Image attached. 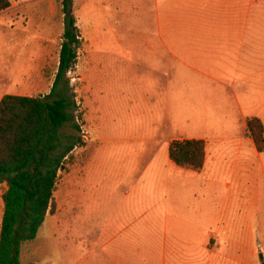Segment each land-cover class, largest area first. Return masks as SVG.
<instances>
[{"label": "crops", "instance_id": "crops-1", "mask_svg": "<svg viewBox=\"0 0 264 264\" xmlns=\"http://www.w3.org/2000/svg\"><path fill=\"white\" fill-rule=\"evenodd\" d=\"M147 1L153 26L136 30L146 36L142 46L146 55L100 61L96 73L100 99L115 87L120 112L149 116L154 125V131H139L135 120L134 128L128 127L129 135L125 132L127 137L117 141L151 140L156 150L144 171L114 175L112 192L105 196L100 191L86 197L88 189L91 193L96 189L97 179L88 171L91 157L86 171L64 179L68 211L82 193L83 204L100 211L102 227L98 238L102 256L70 264H180L177 261L189 258V252L197 259L194 264H262L264 232L257 237L251 216L261 193L256 179L264 173V151L248 135L247 123L252 117L264 123V12L252 13L255 0ZM6 11L0 12V21ZM252 39L258 42L254 47ZM93 64L89 60L83 75L90 117ZM256 73L259 78L253 79ZM41 79L39 71L35 81ZM27 80L24 73L15 92L0 88V101L6 94L34 96L24 93ZM185 119L195 128L169 136L160 156L163 143L156 139L157 125L177 128ZM189 138L206 141L201 170L179 166L170 158L171 142ZM122 187L128 189L124 196ZM7 188V182L0 183V233ZM49 214L45 222L54 226ZM140 242L147 249L142 254ZM256 244L261 251L252 257ZM39 256L25 262L21 251V263L60 264Z\"/></svg>", "mask_w": 264, "mask_h": 264}, {"label": "rangeland", "instance_id": "rangeland-1", "mask_svg": "<svg viewBox=\"0 0 264 264\" xmlns=\"http://www.w3.org/2000/svg\"><path fill=\"white\" fill-rule=\"evenodd\" d=\"M147 2V0H73L70 5V10L77 17L83 39L76 69L67 75L80 105V112L76 118L80 131L71 124H66L60 129L65 140L75 141L77 145L63 161L59 171L54 196L55 211L48 215V220H54V226L51 221L45 222L37 239L23 244L25 262H33L35 255H40L39 257L44 255V258L60 264L81 262L88 256L93 259L101 257L103 249L98 240L102 228H99L98 221L100 211L85 206L82 193L77 196V202L68 211V191L64 179L72 177L69 175H78L86 171L91 157L88 171L97 181L94 193L88 189L86 197L90 198L100 191L105 196L112 192L110 185L114 182V175L127 171H144L156 150L151 140L117 141V138L127 137L125 132L129 135L128 127L134 128L135 120L139 131L145 128L153 130L154 125L150 123L149 116H131L120 112L116 108L119 106L116 105L118 98L115 95V87L109 96L104 94L100 99L99 79L96 73L98 71L96 65L100 61L113 62L116 59L129 61L137 57L141 59L146 55L145 51H142L146 36L138 35L136 30L153 26V10L148 7ZM262 2L264 1H252V13L264 12ZM1 15L3 19L0 21V88L15 92L17 85L23 83V74L26 73L28 80L24 93L34 96L48 95L58 69L65 32L64 0H11V7ZM251 44L254 47L258 42L252 39ZM89 60L94 61L90 67L93 77L91 117L86 104L88 93L83 80ZM39 71L42 79L35 81V74ZM129 71L130 69L126 75L130 78L132 74ZM106 72L109 73V69ZM253 72L252 69V74ZM252 76L253 79L259 78L257 73ZM183 124L177 128L169 123L157 125L156 139L163 143L160 156L164 153V144L169 136L195 128L187 119ZM153 131L149 133L150 136ZM99 136L103 141L98 140ZM242 171L243 165L239 164L237 174L240 177ZM262 174L258 176L260 180L256 179V187L261 193L258 199L254 200L256 207H253L251 216L252 226L258 232L257 237L264 232V173ZM127 190V187H122L121 195L124 196ZM109 214L106 213V216ZM118 230L122 229L119 227ZM139 235L144 236L145 232ZM138 249L141 254L146 252L145 242H140ZM260 251V245L256 244L252 257ZM189 254V258L186 260L180 258L177 263L188 264L186 262L190 261L189 264H194L197 259L194 260L193 252Z\"/></svg>", "mask_w": 264, "mask_h": 264}, {"label": "trees", "instance_id": "trees-1", "mask_svg": "<svg viewBox=\"0 0 264 264\" xmlns=\"http://www.w3.org/2000/svg\"><path fill=\"white\" fill-rule=\"evenodd\" d=\"M72 3L64 0L65 32L50 93L6 94L0 101V183H8L3 194L0 264H22L23 244L36 239L48 212L55 211L59 171L77 145L60 133L66 124L80 131L76 123L80 105L67 77L76 69L83 42L77 17L70 10ZM10 7L11 0H0V12ZM247 124L248 133L263 152L264 123L252 117ZM170 158L179 166L201 170L206 160V141L173 140Z\"/></svg>", "mask_w": 264, "mask_h": 264}]
</instances>
